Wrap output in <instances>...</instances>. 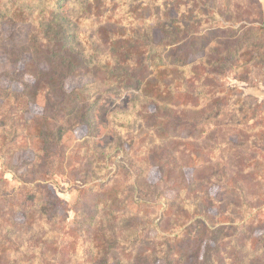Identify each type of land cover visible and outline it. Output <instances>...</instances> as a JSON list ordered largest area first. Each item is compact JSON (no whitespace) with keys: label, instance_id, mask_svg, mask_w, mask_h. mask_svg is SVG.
I'll list each match as a JSON object with an SVG mask.
<instances>
[{"label":"rangeland","instance_id":"1","mask_svg":"<svg viewBox=\"0 0 264 264\" xmlns=\"http://www.w3.org/2000/svg\"><path fill=\"white\" fill-rule=\"evenodd\" d=\"M85 5L90 14L81 22L77 17ZM28 7L34 21L0 20L2 89L9 86L12 91H27L22 82L29 83L28 71L39 67L37 60H30L28 42L38 31V8ZM10 13H16L15 7ZM65 14L68 31L76 36L73 51L85 59L119 60L107 38L141 28L145 31L139 43L152 34L153 41L166 45L170 59L165 61L162 76L154 72L148 77L150 83L159 80L169 86L163 89L162 103L149 92L109 79L105 71L109 69H94L88 62L66 82L67 91L87 86L88 107L83 104L71 110L59 104L43 82L33 87L35 100L28 94L20 102L15 114L26 121L47 113L55 125L65 128L60 143L64 161L58 168L53 166L60 172L49 181L69 208L64 223L85 237L96 217L102 220L101 232L108 235L113 231L123 239L126 234L120 233L134 226L126 221L131 211L143 223L136 234L148 240L157 234L152 242L159 243L158 252L166 233L180 230L181 223L185 229L189 224L190 229L194 222L219 227L214 245H219L221 253L229 252L231 238L243 252L249 251L255 244L249 236L264 229V100L259 101L251 88L264 86V36L253 32L261 20L258 0H69ZM232 28L237 30L235 36L229 35ZM244 33L247 39L242 42ZM237 45L241 47L238 51ZM129 53L126 58L135 61L136 56L130 55L136 53ZM180 56L185 61L176 64ZM7 95L0 91V97ZM166 111L171 112L170 119ZM9 112L13 110L7 111L6 120L14 121ZM10 141L5 142V150ZM21 145L19 141L15 146ZM32 157L27 151L10 161L11 169L26 181L35 175L24 176L36 168L30 166ZM20 186L10 172L2 178L0 174V193L18 191ZM88 187L87 201L80 207L76 203L80 190ZM145 198L154 204H134ZM259 204L263 205L259 215L251 220L256 212L253 207ZM77 208L79 212L74 211ZM61 215L58 212V219ZM244 218L248 223L241 234L246 238L239 243L240 232L229 224H239ZM80 222L88 226L78 227ZM71 230H66L67 235L77 236ZM152 246L145 242L135 254L143 253L149 262ZM73 251L67 246L57 257L65 263L72 252L77 256L70 264H85L82 250ZM111 252L117 264L119 259H129L127 251Z\"/></svg>","mask_w":264,"mask_h":264},{"label":"trees","instance_id":"2","mask_svg":"<svg viewBox=\"0 0 264 264\" xmlns=\"http://www.w3.org/2000/svg\"><path fill=\"white\" fill-rule=\"evenodd\" d=\"M87 1L90 3L91 0H86V3ZM28 4L38 8L36 18L40 36H37L36 29L28 37V42L32 53L30 60H37L39 67L28 71L27 75L32 78L29 83L21 81L27 91H12L9 86L5 89L0 88V91L8 92L5 98L0 97V102L4 104V106L0 105V158H2L0 159L2 166L0 174L2 178L6 172H10L12 177L21 184L18 191L0 193V264H70L69 261H73L77 254L69 253L65 263L57 257L65 251L67 246L76 253L82 250L86 257L85 264H117L111 252L115 249L129 253V259H119V264H264V229L259 235L249 236L250 242H255L249 251L243 252L242 247L232 244L233 238H231L229 252L221 253L219 245H214L219 227L194 222L192 228L189 229L188 224V229H185L184 223H181L178 226L180 230L169 235L166 233L167 237L162 238L161 252H158L156 245L159 243L152 242L158 237L157 234L150 240L146 236L136 234V228L143 226V223L140 222V218L131 216V211L126 221L128 224L132 221L129 226H134L130 230L120 233L126 234L123 239H120L121 237L113 231L108 235L101 232L102 220L93 216H91L93 220H90L89 224L92 228L85 237L80 235L77 229L71 230L68 224L64 223V213L69 208L58 197L49 181L52 176L60 172L57 168L64 161V152L60 151V143L65 128L55 125L47 113L26 121L25 118L15 114L20 102L28 94L35 100L37 95L34 93L33 87L36 88L37 84L43 82L52 98L59 100V104H66L71 110H74L76 106H83V104L88 107L86 85L66 90L69 76H74L81 68L85 69L88 62V64L94 65V69H109V71L105 70L109 79H114L123 85L128 84L129 87L134 86L136 89H140L141 93L149 92L151 93L149 96H156L162 103L164 100L163 89H169V86L165 85L163 81L160 83L159 80L157 81L158 85L156 82L150 83L148 77L153 76L154 72L160 73L162 76L166 70L165 61L169 62L170 55H166V45L162 41H153L150 33L151 37H147L144 43H139L138 39L145 31L144 28H141L136 32L132 30L128 34L116 32L113 33V37L107 38L108 47L115 49L120 56L119 60L115 58L116 61H111L113 62L111 63L110 60L100 62L97 57L85 59L82 54L73 51L72 44L76 36L75 32L69 33L68 18L65 14V7L69 5V0H0V20L8 19L9 22L17 24H24L28 20L34 21L35 19L29 17L27 13ZM13 7H15L16 13L11 14L10 8ZM99 7L100 5H96V8ZM89 14L90 9L87 10L85 5L77 19L81 22L85 21ZM236 31L233 28L229 29V35L235 36ZM253 32L264 36L262 21L255 26ZM246 39L247 33H244L242 42ZM136 40L137 45H132ZM239 45L235 47L237 51L241 49ZM132 51L136 54L130 56H136L135 61L126 58ZM175 60H177L176 64H182L185 61V56L177 57ZM205 75L211 76L208 72ZM145 97L147 96L145 95ZM45 99L47 100L46 97ZM8 110H13L12 113L9 112V115L15 117L14 121L6 120L5 116ZM68 110L65 109V112L70 113L71 111ZM166 113L167 118L170 119L171 112L166 111ZM20 118L23 121L18 124L17 121ZM165 124L170 126L168 122ZM26 137H32L31 141H24ZM8 140L11 141L7 143L5 150V142ZM19 141L23 142V145L15 146ZM37 144L39 147L36 149L35 145ZM8 151L10 152L8 153ZM27 151L33 156L30 166L36 167L34 169L37 170L31 169L28 175H24L29 176L35 173L31 181H26V177L17 175L10 167L17 154ZM6 155H8L9 161L4 159ZM53 166L57 168H53ZM37 175L39 178H35ZM90 189L91 187L80 190V198L76 201L78 205L81 204L80 207L86 203L87 193ZM134 204L143 206L154 203L145 198L139 199V201L135 200ZM262 206L259 204L253 207L256 212L252 215L251 220L259 215ZM79 208L74 211L79 212ZM58 212L63 214L59 219ZM247 223V219L244 218L239 224H229L240 232L241 238L237 240L239 243L246 238V235L241 233ZM77 226L86 228L88 224L80 222V225ZM66 230H71L73 233L76 231L77 236L67 235ZM148 241L150 244L153 243V249H151L153 253H151L149 262L144 258L143 253L135 254L136 249ZM224 248L226 250L228 246ZM81 263L82 261L78 264Z\"/></svg>","mask_w":264,"mask_h":264},{"label":"crops","instance_id":"3","mask_svg":"<svg viewBox=\"0 0 264 264\" xmlns=\"http://www.w3.org/2000/svg\"><path fill=\"white\" fill-rule=\"evenodd\" d=\"M259 2V5H260V10H261V20H260V23L261 21L263 22V26H264V0H258ZM250 88V87H249ZM253 91L256 92V94L254 95L259 101H262L264 100V86H255V87H251ZM246 89L248 88H245L244 91H246Z\"/></svg>","mask_w":264,"mask_h":264}]
</instances>
